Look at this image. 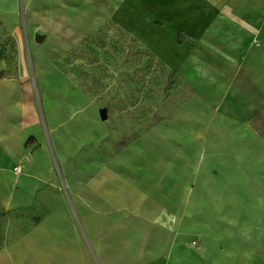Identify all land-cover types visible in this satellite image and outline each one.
Returning <instances> with one entry per match:
<instances>
[{
  "label": "rangeland",
  "instance_id": "374dc122",
  "mask_svg": "<svg viewBox=\"0 0 264 264\" xmlns=\"http://www.w3.org/2000/svg\"><path fill=\"white\" fill-rule=\"evenodd\" d=\"M77 3L0 0V79L13 84L0 110L14 131V146L21 124L28 141V153L15 164L22 165L20 179L10 169L14 164L0 169V236L11 250L30 264L42 263L37 255L52 264L62 256V264H77L69 258L83 254L93 264H141L155 255L164 264L172 247L175 264H197V251L223 249L210 243L213 226L199 227V215L211 224L231 217L244 235L263 239L264 167H246L264 161V140L251 131L264 139L263 90L252 114L232 108L235 115L215 119L225 130H188L186 120L167 119L189 95L177 73L117 23L93 32L102 20L90 8L82 15L80 9L85 18H78ZM199 111L209 118L208 109ZM234 124L238 129H231ZM227 137L239 177L233 196L222 194L220 201L238 209L198 212L196 194L186 200L182 191L197 190L200 182L210 186L208 164L223 165L226 152L217 141ZM198 138L215 145L195 147ZM167 185L172 201L180 207L189 202L191 210L162 209ZM256 240L236 249L264 255V241ZM211 261L264 264L260 257Z\"/></svg>",
  "mask_w": 264,
  "mask_h": 264
},
{
  "label": "crops",
  "instance_id": "0c3cea01",
  "mask_svg": "<svg viewBox=\"0 0 264 264\" xmlns=\"http://www.w3.org/2000/svg\"><path fill=\"white\" fill-rule=\"evenodd\" d=\"M74 1L82 4L81 7H75L78 18H85L81 15L83 11L87 12L90 8L92 17L99 21L102 20L101 25L96 24L98 26L93 29V32L99 31L110 22L117 23L118 26L127 28L139 36L140 40L149 46L159 59L177 73L182 83L181 86L188 87L189 95L169 111L168 120H186L187 124L192 127L188 130L214 132L219 131L220 128L225 130V127L216 125L215 119L220 122L235 115L232 108L240 114L253 113L257 106L255 100H260L261 90L264 93V0ZM85 7L87 10H84ZM80 9H82L81 12ZM79 12L80 16H78ZM10 81L12 80L0 79V88L5 90V92L0 90V105H4L7 100L8 86L11 88L13 86L9 84ZM254 90H259V92L254 93ZM201 108L209 110V118L201 117L199 111ZM248 126L251 127L250 124ZM10 128L11 125L8 123L5 112L0 110V162H2L0 169L7 170L8 164L10 166L14 164L10 169L17 176L16 179H20L22 174L17 175L14 167L16 163H22L24 152L28 153V141L24 140V127L21 124L17 131L18 135H16L17 144L14 146L12 139L14 131ZM231 129H238V125L234 124ZM251 131L259 139L264 140L252 127ZM228 138L217 141L218 145L221 143L224 145L226 152L223 165L218 167L219 171L215 168L217 166H215L214 159L208 164L211 169L205 175V179L210 180V186L200 182L197 190L195 187H190L191 189L188 187L186 192L182 191L181 196L185 195L186 200H189L192 194H196L198 202L194 209L198 212L226 210L231 212L238 209L234 203L227 205L220 201L222 194L233 196L231 193L235 187L234 183L239 177L236 175L238 173L235 174L233 171L231 144ZM192 145L210 147L215 144L211 140L198 138ZM259 161L251 162L246 167L263 169L264 161ZM22 170L21 165V173ZM245 174L247 176V172ZM218 180H221L223 188L217 184L220 182ZM164 195L166 200L162 207L164 211L191 210L189 202H182L180 207L179 203L172 201L174 192L169 185L165 187ZM4 204L7 209L8 201L5 200ZM9 218L7 214L4 220ZM17 218L21 221L23 215ZM235 222V219L231 217H224L211 224L206 221L202 222L199 215V227L200 225L213 226L209 238L210 243L220 244L223 249L208 251V253L206 250L197 251L194 257L197 259V264H216L211 259L264 258L263 254L254 256L247 250L236 249V244H247L256 239L253 233L244 235L245 232L241 231ZM164 225L168 228L167 223ZM22 239L23 237L15 240ZM260 240L264 241V238L256 241ZM12 246L1 231L0 264H30L27 260L24 261L27 256L24 257L22 252H13ZM167 252L169 253L166 255L167 261L164 264H175L173 262L175 251L171 247ZM86 255H80L78 258L71 257L69 260L77 259V264H93L92 260L91 262L88 257H84ZM35 258L40 259L41 264H52L46 255H37ZM132 258L136 257L132 256ZM61 259L64 261L67 257L62 256ZM207 259L210 260L207 261ZM62 261L57 264H62ZM160 261L162 258L155 255L141 264H162Z\"/></svg>",
  "mask_w": 264,
  "mask_h": 264
},
{
  "label": "built area",
  "instance_id": "2783aa9c",
  "mask_svg": "<svg viewBox=\"0 0 264 264\" xmlns=\"http://www.w3.org/2000/svg\"><path fill=\"white\" fill-rule=\"evenodd\" d=\"M14 170H15L16 172H19V171L21 170V166H15V167H14Z\"/></svg>",
  "mask_w": 264,
  "mask_h": 264
},
{
  "label": "trees",
  "instance_id": "16d2710c",
  "mask_svg": "<svg viewBox=\"0 0 264 264\" xmlns=\"http://www.w3.org/2000/svg\"><path fill=\"white\" fill-rule=\"evenodd\" d=\"M260 112H259V110H256L255 112H254V115L256 116V115H258ZM256 128V127H255ZM257 130H258V128H256ZM263 136V135H262Z\"/></svg>",
  "mask_w": 264,
  "mask_h": 264
},
{
  "label": "water",
  "instance_id": "95a60500",
  "mask_svg": "<svg viewBox=\"0 0 264 264\" xmlns=\"http://www.w3.org/2000/svg\"><path fill=\"white\" fill-rule=\"evenodd\" d=\"M41 37H43V36H41ZM38 40H40V39H38ZM103 116H105V115H103Z\"/></svg>",
  "mask_w": 264,
  "mask_h": 264
}]
</instances>
